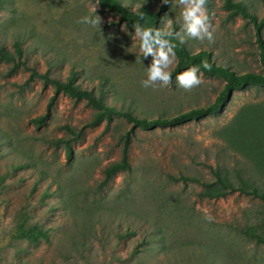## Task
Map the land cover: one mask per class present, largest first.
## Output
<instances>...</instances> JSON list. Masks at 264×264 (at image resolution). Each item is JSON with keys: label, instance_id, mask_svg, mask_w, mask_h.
<instances>
[{"label": "rangeland", "instance_id": "374dc122", "mask_svg": "<svg viewBox=\"0 0 264 264\" xmlns=\"http://www.w3.org/2000/svg\"><path fill=\"white\" fill-rule=\"evenodd\" d=\"M241 1L257 20L264 14V0ZM136 3L143 0H129L130 7ZM93 4L100 30L77 23ZM163 5L159 26L171 20L188 50L208 51L235 72L262 70L252 22L230 17L222 0H214L209 15L212 43L186 37L176 23L179 8ZM132 33V24L96 0H0V43L13 50L17 41L25 60L12 72L10 63L0 62V264H264V243L235 230L245 223V208L259 204L256 197L238 191L202 197L198 182L171 178L208 180L216 165L257 176L218 130L245 104L264 108V85L234 90L218 112L196 120L133 128L130 167L106 184L103 168L120 157L126 118L114 113L90 125L95 109L86 99L59 92L42 125L29 120L45 110L53 89L32 69L60 78L73 69L85 88L105 78L104 101L137 116L173 115L214 99L223 80L201 71V83L189 90L176 75L167 86H142L151 56L139 57ZM259 37L264 45V24ZM45 136L68 139L70 157L63 143L44 142ZM32 224L47 237L18 235L19 227Z\"/></svg>", "mask_w": 264, "mask_h": 264}, {"label": "trees", "instance_id": "16d2710c", "mask_svg": "<svg viewBox=\"0 0 264 264\" xmlns=\"http://www.w3.org/2000/svg\"><path fill=\"white\" fill-rule=\"evenodd\" d=\"M97 4L104 10L114 12L119 20L133 24L136 16L131 11V7L125 8L120 4V0H96ZM214 0H206V8L209 15L213 10ZM222 7L228 10V15L234 17L236 14L246 17L254 26L256 40L258 44V55L262 70H247L244 72H235L227 66L216 63L208 51L198 50L190 51L186 48L184 42L181 43L175 33V27H172L175 35L171 37L175 43L176 60L174 66L170 69L172 76L177 75L184 69L197 66L199 71L206 75L218 76L223 80L222 87L217 91L214 99L208 103L190 107L183 111H178L173 115L158 114L156 116H137L130 110L116 109L107 104L103 99V84L105 78L99 79L96 88L82 87L76 81V73L69 69L64 78L49 75L47 71L38 72L31 70L32 75L39 76L44 83L53 86L52 95L49 97L45 110L36 116L29 118L36 125H42L49 114L52 103L59 92H64L74 99H86V101L95 109L93 117L89 121L90 125L97 124L101 119L109 120L116 113L122 115L130 122V127L122 136V148L120 157L110 161L103 168V178L101 183L106 184L115 173L128 170V151L127 145L130 139V132L135 127L142 129H152L156 126L178 125L190 120H196L207 115L218 112L230 97L232 92L237 89H243L250 84L264 85V45L262 44L259 31L264 24V14L257 20L254 14L248 10L246 4L241 0H222ZM163 4L156 9L149 7L148 4H142L144 19L141 22L145 27H160L161 11ZM23 52L17 41L13 42V50L8 49L0 43V62L10 63L8 72L14 71L17 67L24 66L25 60L22 58ZM208 64L207 68L203 63ZM67 128L66 126H64ZM219 136L226 142L229 148L243 155L252 166L255 174L244 172L241 168L229 169L224 166H210L212 178L202 180L195 176L171 177L174 180L181 179L195 181L201 184L202 189L197 193L199 196L208 198L223 197L227 193L238 191L250 193L259 200V204L254 207L245 208L246 220L243 225L235 226V230L243 237L253 240L256 243H264V184L261 178L264 177V108L260 104H245L241 106L231 120L218 130ZM44 142L53 145L63 143L67 157H70L71 148L66 138L55 136H45L41 138ZM21 166L17 164L15 167ZM18 235L25 237L29 241H35L38 238H46L47 230L37 224L28 227H19Z\"/></svg>", "mask_w": 264, "mask_h": 264}, {"label": "clouds", "instance_id": "9594fccd", "mask_svg": "<svg viewBox=\"0 0 264 264\" xmlns=\"http://www.w3.org/2000/svg\"><path fill=\"white\" fill-rule=\"evenodd\" d=\"M144 2L145 0H143ZM143 3L131 5V11L137 18L132 24L134 33H132L131 39L137 41L139 57L141 55L143 57L151 56L150 62L145 66L146 78L142 79L140 83L142 86L148 87L159 81L163 86H167L173 79L170 66L176 55V45L171 39L175 35L171 27L172 21H166L163 27H145L141 23L144 19ZM161 3L168 4L171 9L173 6L179 8L176 23L180 24L186 37L199 41L207 40L209 43L214 41L206 0H161ZM120 4L125 8L130 7L129 0H120ZM77 23L100 30L101 17L96 14L95 4L92 5L91 13L81 16ZM180 42H184L183 37L180 38ZM203 67L207 68L208 64L204 62ZM198 71L197 66H192L178 73L175 80L180 87L189 90L201 83V75H198Z\"/></svg>", "mask_w": 264, "mask_h": 264}]
</instances>
